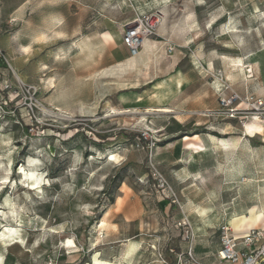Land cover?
Returning a JSON list of instances; mask_svg holds the SVG:
<instances>
[{
  "label": "rangeland",
  "instance_id": "1",
  "mask_svg": "<svg viewBox=\"0 0 264 264\" xmlns=\"http://www.w3.org/2000/svg\"><path fill=\"white\" fill-rule=\"evenodd\" d=\"M152 13L174 50L129 67L125 26ZM259 100L264 0H0V264H192L191 244L217 264L222 226L264 204Z\"/></svg>",
  "mask_w": 264,
  "mask_h": 264
},
{
  "label": "built area",
  "instance_id": "2",
  "mask_svg": "<svg viewBox=\"0 0 264 264\" xmlns=\"http://www.w3.org/2000/svg\"><path fill=\"white\" fill-rule=\"evenodd\" d=\"M162 24L163 17L160 13L147 14L128 22L125 26L123 43L130 55H139L145 40L156 35ZM167 49L169 53H172L174 46L169 44ZM239 98V95L233 94L229 98L222 99L221 105L224 107L225 117H241L236 106ZM247 103L249 108L253 107L255 110L260 111L264 108L263 100ZM160 184L165 187L167 182L160 179ZM186 262L201 264L194 252L193 244L190 245ZM217 264H264V225L254 226L241 233L234 230L230 224H224L220 229Z\"/></svg>",
  "mask_w": 264,
  "mask_h": 264
},
{
  "label": "crops",
  "instance_id": "3",
  "mask_svg": "<svg viewBox=\"0 0 264 264\" xmlns=\"http://www.w3.org/2000/svg\"><path fill=\"white\" fill-rule=\"evenodd\" d=\"M105 38H106V41H109V40H113V39H110L107 37V35H105ZM123 42V40H122ZM171 44L170 42L167 43V41H163V40H159V39H151L149 38L148 39V42L146 44V46L144 45V48L142 49L141 53L138 55V56H135V57H131L130 60L128 61L129 63H134V67L136 66H146L150 63V60L153 58L154 54H155V51L160 47V44ZM147 52V53H146ZM147 58H149L148 60H146ZM146 60V61H145ZM182 58L179 56V58H177L176 62H175V65H179V63L181 62ZM171 62V59L170 57L167 56V60L165 58L162 59V64L163 67L167 64V62ZM129 63H126V65L128 66ZM144 64V65H143ZM158 79V78H156ZM161 82V81H159ZM165 81H163V84L162 85H165ZM158 86H160V83H158ZM177 90L174 92V96L175 97H183V96H187L188 95V89H191L189 90V92H192L193 90V87L190 86V84H183L181 87H176ZM210 92H211V95H212V98L214 97V95H216V93L214 92L213 90V85L211 84V88H210ZM212 103H214L213 99H212ZM168 106L169 103L168 101L165 102V106ZM170 107V106H169ZM186 108L187 109H194V110H209V108L207 107V105H203L200 97L198 96V90L196 91V99L195 100H192L191 102H187L186 104ZM154 110H157V111H169L170 109L169 108H156ZM249 129V127H247V130ZM190 137L189 136H185L183 139H189Z\"/></svg>",
  "mask_w": 264,
  "mask_h": 264
},
{
  "label": "bare ground",
  "instance_id": "4",
  "mask_svg": "<svg viewBox=\"0 0 264 264\" xmlns=\"http://www.w3.org/2000/svg\"><path fill=\"white\" fill-rule=\"evenodd\" d=\"M106 35L108 38L114 39V36L111 33H108ZM148 39H146L144 42L145 46L148 42ZM143 48H144V46H143ZM132 57H135V56H132ZM128 66L133 67L134 63H129ZM246 67H249V65H247ZM44 109H45V111L48 110L46 107ZM36 182H39L41 184V178H39V179L37 178ZM262 213H264V204L261 207L260 206H252L251 212L249 214H243V215H239V216L237 215V216L232 217L230 219V225L232 226V228L234 230L243 233L248 228H252L254 226H259V225L264 224V215H262ZM258 217H259V219H257Z\"/></svg>",
  "mask_w": 264,
  "mask_h": 264
},
{
  "label": "snow or ice",
  "instance_id": "5",
  "mask_svg": "<svg viewBox=\"0 0 264 264\" xmlns=\"http://www.w3.org/2000/svg\"><path fill=\"white\" fill-rule=\"evenodd\" d=\"M201 2H202V0H201ZM209 27H211V25H208ZM23 51L24 52H28L29 51V49L28 48H25V49H23ZM249 71H251L250 69H249ZM111 159H113V160H116L117 162H119V160H117V157H115V156H113V157H111ZM39 163V161H35V160H29L28 161V164L29 165H32V164H38ZM9 166H11V165H9ZM17 171L19 172V173H21V174H23L24 172H25V169H24V167H20L19 165H17ZM28 179H31V180H35L36 179V177L34 176V175H29L28 177H27ZM46 182V181H45ZM12 184V185H14L15 184V181H9V179L6 177V178H4V179H2V180H0V185H8V184ZM47 183V182H46ZM21 184H23V181H21ZM25 187H28V185H25ZM30 187L32 188V189H37V188H39L40 187V183L39 182H36V183H32L31 185H30ZM12 215L13 216H15V213H12ZM201 215H203V213H201ZM262 215H264V213H262ZM257 219H259V217L257 218ZM51 231H55V229H51ZM21 243H22V241H21ZM38 243V242H37ZM69 245H72V241L71 240H69L68 242H67ZM97 243H99V241H97ZM131 254H132V251L130 250L129 252H128V256H131ZM221 255H223V253H221ZM125 258H127V257H125Z\"/></svg>",
  "mask_w": 264,
  "mask_h": 264
}]
</instances>
